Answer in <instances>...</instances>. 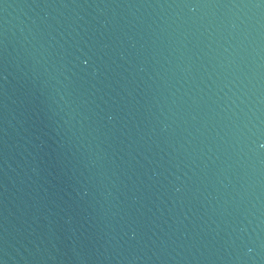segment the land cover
<instances>
[{
	"label": "water",
	"instance_id": "1",
	"mask_svg": "<svg viewBox=\"0 0 264 264\" xmlns=\"http://www.w3.org/2000/svg\"><path fill=\"white\" fill-rule=\"evenodd\" d=\"M0 264H264V0H0Z\"/></svg>",
	"mask_w": 264,
	"mask_h": 264
}]
</instances>
